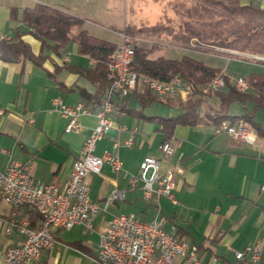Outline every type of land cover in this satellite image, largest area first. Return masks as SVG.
<instances>
[{"label":"crops","instance_id":"1","mask_svg":"<svg viewBox=\"0 0 264 264\" xmlns=\"http://www.w3.org/2000/svg\"><path fill=\"white\" fill-rule=\"evenodd\" d=\"M238 1L264 7V0ZM36 2L64 9L82 17L84 22L91 17L93 8V0H0V37L9 38L22 32L33 50L39 52V40L32 32H24L28 30L26 24L11 18L12 8H19L20 18L22 8ZM133 23L130 25L138 26ZM153 35L156 39L151 41L157 43L160 34ZM70 42L62 55L45 50L48 57L43 64L29 59L16 62L0 59V108L4 110L0 116V168L13 161L30 162L34 178L43 183L62 185L69 178L84 139L97 123L94 112L86 113L80 116L78 129L68 131V118L53 103L55 97L70 105L85 102L80 90H96V84L85 75L65 67L56 70L65 62L80 68L95 65L93 58L79 51L76 42ZM67 53L70 59L66 61ZM223 71L231 77L227 70ZM124 97L121 96L119 106L113 104L112 129L95 149L97 155L105 149L116 151L122 166L115 170L104 163L99 173L86 176L91 200L100 205L93 229L86 232L81 224L57 229L54 246L42 252L37 264H100L97 259L100 234L116 214H132L144 221L161 220L167 231L196 248L200 264H208L213 257L221 264H236L235 251L255 245L260 248L259 261L253 263L247 253L240 263L264 264V135L255 131L253 142L241 141L213 122L203 121L196 125L179 124L167 136L161 125L148 116L174 114L153 112V102L143 107L137 98ZM115 100L117 94L113 103ZM209 103L217 106L219 100L210 97ZM86 105L93 111L98 108L93 103ZM140 109L145 115L135 112ZM231 109L232 106L230 112ZM130 137L134 141L131 145L127 144ZM165 139L172 140L171 155L160 149ZM114 142L118 145L114 146ZM147 155L161 159V171L175 169L176 203L166 195L145 198L142 181L134 187L130 185V177L139 174L140 163ZM114 189L123 191V198L107 202ZM30 209L29 205L13 207L0 199V264L5 262L7 249L25 237L16 225L6 232L7 221L19 223L30 217ZM30 219L32 226L41 225V217ZM173 264L194 263L179 255Z\"/></svg>","mask_w":264,"mask_h":264},{"label":"built area","instance_id":"2","mask_svg":"<svg viewBox=\"0 0 264 264\" xmlns=\"http://www.w3.org/2000/svg\"><path fill=\"white\" fill-rule=\"evenodd\" d=\"M3 37L5 36L0 38ZM121 37L114 59L108 64L107 76L112 83L100 107L93 111L84 101L70 105L60 97L53 99L55 108L68 118V131L78 129L81 124L80 116L83 114L94 112L97 117L96 125L83 141L69 178L62 185L54 182L43 183L34 178L30 162L13 161L0 168V199L13 207L29 205L42 219L40 226H32L29 216L19 223L14 220L7 221L6 232H10L16 225L25 237L7 249L4 264H37L42 252L54 246V233L57 229H70L76 224L83 225L86 232L93 229V221L100 205L91 200L86 176L92 172L99 173L104 163H109L115 170L122 166V160L116 151L105 149L101 155L95 153L98 141L112 129L110 114L114 108L115 94L126 96L138 84L149 87L159 97L185 99L192 93L193 87L181 76L164 82L131 71L130 64L135 54L132 36L123 30ZM256 58L264 60V56ZM64 59H70L69 53ZM225 74L224 71L223 74L216 75L202 90L217 92L224 88ZM236 87L240 91H247L250 84L248 80H239ZM3 113L4 110L0 108V116ZM220 127L241 141L253 142L256 138L254 128L246 121L232 124L225 120ZM133 142L131 137L127 139V144L131 145ZM117 145L118 142H114V146ZM160 149L165 155H171L174 150L172 140L165 139L160 144ZM138 181L143 182L145 198L154 194L166 195L173 203L177 202L173 193L175 169L161 171L160 158L151 155L143 158L139 174L129 179L133 187ZM123 196V191L114 189L107 202ZM247 253L251 254L250 260L253 263L259 261V245L247 246L244 250L235 251L238 260L236 264H241L240 261ZM179 255L186 256L194 264H200L196 248L175 233L167 231L161 220L144 221L132 214H116L110 219L106 230L100 234L97 259L100 264H173ZM208 264L221 263L213 257Z\"/></svg>","mask_w":264,"mask_h":264},{"label":"trees","instance_id":"3","mask_svg":"<svg viewBox=\"0 0 264 264\" xmlns=\"http://www.w3.org/2000/svg\"><path fill=\"white\" fill-rule=\"evenodd\" d=\"M175 6L181 11L183 21L178 24L169 23L157 27H136L126 25V30L133 38L145 31L163 34L171 44L190 47L192 43H201L208 47H224L232 50L264 55V7L253 2L229 3L226 0H174ZM19 8H12L11 18L20 19L28 27L24 32H32L40 42V51L35 52L23 38L22 32L12 37L0 38V59L16 62L21 59L43 64L48 55L45 50H51L62 55L65 45L74 41L79 51L93 58L96 63L91 68H80L67 62L60 68H68L85 75L96 84V90L90 92L81 89L80 93L85 103H93L100 107L112 81L108 78V64L114 59L118 43L91 33L84 27V19L64 9L44 2L25 6L18 17ZM168 41V42H169ZM135 54L130 64V70L138 75L144 74L160 81L169 82L175 76L193 87V91L185 99H174L157 96L149 87L138 84L124 97L125 100L135 97L145 107L152 102H161L167 106L180 108L181 111L170 116L153 115L149 119L157 121L165 135L170 136L177 125H196L203 121L213 122L220 126L223 121L230 123L249 122L259 135H264V126L256 120L260 109L264 110V72H251L248 78L250 87L240 91L236 82L225 74L226 85L217 92H204L202 87L216 75L223 74L220 67L212 66L203 59L190 54L180 58L150 57L157 43L152 47L133 43ZM54 75V74H53ZM62 84V83H61ZM210 97H217V106L208 104ZM115 106L120 105L121 95L117 94ZM239 102L244 111L233 114L230 108ZM205 108V109H204ZM204 109V111H203ZM139 115H145L142 110H135ZM32 220L41 217L35 209L29 210Z\"/></svg>","mask_w":264,"mask_h":264},{"label":"rangeland","instance_id":"4","mask_svg":"<svg viewBox=\"0 0 264 264\" xmlns=\"http://www.w3.org/2000/svg\"><path fill=\"white\" fill-rule=\"evenodd\" d=\"M226 1L229 3L238 2V0ZM92 6L91 17L84 22V27H87L91 33L116 43L121 42V32L126 23L135 22L133 24L138 25L137 27L145 25L151 28L167 25L170 21L173 24L183 21L181 11L175 6L174 0H93ZM142 32L145 35H142ZM142 32L136 37H132V43L152 47L154 42L151 40L156 39L154 33ZM138 36L141 39H137ZM158 38V46L154 47L150 53V57L154 59L180 58L185 54H190L203 59L212 66L227 70L234 82L248 80L251 72H264V60L256 58V56L264 55L219 46L208 47L201 43H192L190 47H181L169 43L170 41L161 34ZM151 110L160 114H176L181 111L180 108L170 107L157 101L151 104ZM243 110L239 102L232 104V113H240ZM256 118L264 124L263 109L258 111Z\"/></svg>","mask_w":264,"mask_h":264}]
</instances>
